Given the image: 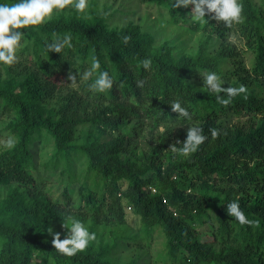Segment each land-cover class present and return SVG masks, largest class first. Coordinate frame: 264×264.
<instances>
[{"label":"trees","instance_id":"trees-1","mask_svg":"<svg viewBox=\"0 0 264 264\" xmlns=\"http://www.w3.org/2000/svg\"><path fill=\"white\" fill-rule=\"evenodd\" d=\"M138 1L203 33L197 52L153 46L138 26H112L95 5L21 29L18 59L0 78V140L16 141L0 152V186L12 188L0 201V264H136L141 251L125 263L115 254L150 247L156 232L163 250L153 264H264V0H241L243 22L231 27L210 17L193 23L175 0ZM232 33L242 49L226 41ZM65 34L72 47L50 52L46 44ZM93 57L113 77L105 93L90 90L95 74L84 77ZM206 71L247 93L217 103ZM177 99L190 119L172 112ZM81 126L89 127L82 138ZM192 126L208 138L188 156L173 152ZM232 200L252 224L228 215ZM126 207L140 216L138 232ZM69 216L96 233L71 257L54 249L47 231L57 226L64 239Z\"/></svg>","mask_w":264,"mask_h":264},{"label":"clouds","instance_id":"clouds-1","mask_svg":"<svg viewBox=\"0 0 264 264\" xmlns=\"http://www.w3.org/2000/svg\"><path fill=\"white\" fill-rule=\"evenodd\" d=\"M193 5L191 13V21L193 23L203 24L206 22L205 17L217 21H223L227 27H231L233 23L243 22V4L241 0H175L173 7H187ZM71 7L77 14L85 13L89 6V0H15V2H0V63L11 66L16 63L17 52L21 45V40L25 38L26 29L29 26H39L46 21L51 20L54 11L64 10ZM128 37H125L127 41ZM27 41L25 40V44ZM49 51L60 53L65 47H72V36L65 34L63 37H55L51 42L46 44ZM143 67L147 69L151 61L145 59ZM95 74V79L89 85L91 91L95 93H105L113 87V77L109 72L101 69L98 58L93 57L90 68L84 72V77L88 78ZM75 80V76H70ZM203 83L208 90L216 94V101L221 105H229L232 99L241 94L247 93L245 85L240 84L236 87H222L224 81L215 71H206L203 74ZM223 93L224 95H220ZM171 110L185 118H191L187 107L177 99L171 103ZM213 137L219 135L216 129H211ZM208 137L204 134L203 128L192 126L187 130V138L182 143V147L172 146L173 152H179L183 156H188L196 152L199 146L204 143ZM16 141L13 137H9L3 142V147L7 149L14 148ZM227 213L234 217L240 224H252L253 222L247 218L244 211L240 207L238 200H232L227 204ZM62 227L68 231L61 239L62 233L55 232L52 227H48L47 231L52 236L51 243L55 250L59 253L71 257L77 252H82L96 240V233L90 231L85 222L75 217L69 216L67 220H63Z\"/></svg>","mask_w":264,"mask_h":264},{"label":"rangeland","instance_id":"rangeland-1","mask_svg":"<svg viewBox=\"0 0 264 264\" xmlns=\"http://www.w3.org/2000/svg\"><path fill=\"white\" fill-rule=\"evenodd\" d=\"M92 5H95L101 14L108 17V22L112 26L124 27L130 24L138 26L141 31L145 32L151 38L153 46L158 47L169 42L170 45L174 47V53L176 54L196 53L201 40H204L206 37L203 33L196 32L188 22L180 21L178 24H174L170 21L169 10L154 3H142L138 0H89V6L83 14H88L92 9ZM186 8L190 13L189 18H191L192 8H189V6ZM74 12L76 11L69 6L64 10L54 11L53 16L61 13ZM211 41L214 43L217 41V38H213ZM226 41L235 45L239 50L244 47L243 40L235 33H232ZM7 68L8 65L0 63V78L7 77ZM53 103L54 100H51V104ZM163 129L164 128L161 127V131ZM88 130L89 127L81 126L78 129V134L80 133L82 138ZM95 133H97V131H95ZM8 138L9 135L2 136L0 140V152L4 149L3 142ZM65 184V179L54 182V186L51 187V192L55 197H58ZM11 190L12 188L10 187L0 186V201H3ZM126 213L128 226L132 231L138 232L141 227L140 216L137 215L133 209H129L128 207H126ZM52 229L55 232L59 230L57 226ZM162 241V237L156 232L150 247L144 246V248L139 250H136L135 246H131V248L124 250L120 249L118 253L115 254V257L120 263H125L126 261L130 262V256L141 251L142 255L136 264H153L154 258H157L159 251L163 250Z\"/></svg>","mask_w":264,"mask_h":264}]
</instances>
